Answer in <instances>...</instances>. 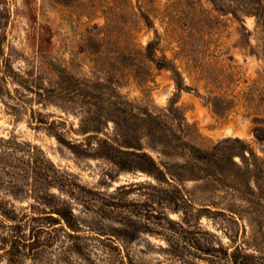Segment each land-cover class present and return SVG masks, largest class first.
<instances>
[{
    "label": "rangeland",
    "instance_id": "374dc122",
    "mask_svg": "<svg viewBox=\"0 0 264 264\" xmlns=\"http://www.w3.org/2000/svg\"><path fill=\"white\" fill-rule=\"evenodd\" d=\"M29 1L27 6L23 0H0V31L6 35L0 56V77L6 75L5 82L0 81V136L13 134L38 145L65 179L94 190L98 202L114 191L120 205L105 221L97 207L93 213L83 200L62 196L96 226L133 221L140 233L118 245L134 264H183L181 237L165 229L169 224L164 214L180 225L187 217L191 226L217 234L225 245L230 238L252 244L257 237L264 254V26L262 16L251 10V0ZM150 41L149 53L158 61L166 58L179 75L148 59L144 46ZM175 79L187 87L176 89ZM97 81L136 110L163 114L175 101L179 108L175 116L192 125V141L203 150L225 156L243 142L251 154L242 159L235 155L237 165L224 160L223 174L214 166L211 177L172 183L179 196L191 199L187 205L180 198L173 210L174 205L165 203L163 193L152 186L158 183L150 174L120 169L102 157L77 156L54 136L56 132L95 146L96 138L85 139L78 126L84 117L98 113L87 94L96 90ZM40 118L44 123H37ZM167 121L174 137L181 139V126ZM103 131L110 135L112 123ZM141 142L143 151L158 162H181L159 147L151 148L145 137ZM164 152L175 153L169 148ZM0 198L19 212L42 214L25 219L27 237L31 228L47 226L32 232L47 245L34 256L23 248L26 255L20 264H87L76 253L60 249V240L48 242L61 231L48 226L51 220L43 217L46 205L4 189ZM83 242L88 244L83 252H92L93 264H105L104 242L97 238ZM57 250L65 260L57 261ZM0 259L6 264L5 255Z\"/></svg>",
    "mask_w": 264,
    "mask_h": 264
},
{
    "label": "trees",
    "instance_id": "16d2710c",
    "mask_svg": "<svg viewBox=\"0 0 264 264\" xmlns=\"http://www.w3.org/2000/svg\"><path fill=\"white\" fill-rule=\"evenodd\" d=\"M23 1L27 6L30 5L29 0ZM250 7L254 14L262 16L261 21L264 26V4H261L259 0H251ZM0 14L3 15V11H0ZM5 37V33L0 31V56L3 55L2 47ZM151 49H153V43L150 41L144 46V50L151 62H154L157 67H169L175 76L179 75L177 69L169 66L166 58L163 61L156 60L149 53ZM5 61L7 60L5 59ZM6 63L3 67L7 66ZM5 80L6 75L0 77L1 82H5ZM175 82L178 90L187 87L176 79ZM94 87L96 90L87 91V94L93 99L98 113L94 118L84 117L81 119L78 130L86 137L85 139L96 138L95 146L92 142L82 143V141L68 140L55 132L54 136L57 141L77 156L102 157L120 169H139L150 174L158 183H156L158 186L153 184L152 186L163 193L160 198L165 203L169 206L174 205L171 208L173 210L178 209L180 198L187 205H191V199L188 196H179V193L173 189L172 183L183 182L188 178L211 177L216 172L215 168L218 169L217 173L223 174L226 171L222 164L224 160L232 161L234 165H237L233 160L235 155L242 159L246 153L251 154L243 142H240L239 150H229L225 156H219L214 149L203 150L192 141V137H194L191 132L192 125L183 117L179 122L175 116L179 111L175 101L165 108V113L157 114L148 109L136 110L124 98L116 97L117 93L113 89L111 90L106 83L97 81L94 83ZM2 91L3 87L0 84V93ZM103 113L107 116H102ZM168 119L176 120L177 125L181 126V132L184 134L181 139L174 137ZM36 121L44 123L42 118ZM109 122L112 123L110 135L103 131ZM46 124L48 122H45ZM139 133L141 134L139 135ZM143 137L147 139L151 148L159 147L164 155H175L181 158V162H158L151 154L143 151L141 142ZM235 141L239 142V139L236 138ZM166 148L173 149L175 153L164 152ZM1 189L15 194H28L35 201L48 207V211L44 212L43 217L51 220L48 222L50 223L48 226L55 227L56 231H61V234L52 235L49 243L60 240V249L76 253L87 264H93L96 261L91 259L92 252H83L85 251L83 247L88 245L83 241L84 239L97 238L98 241L104 242V250L107 255L104 260L105 264H134L131 255L129 253L122 254L118 245L119 240L133 241L137 233H140L133 221L119 222V225L104 223L96 226L93 220H88L77 214L71 202L62 196L65 193L73 196L75 200H83V206L88 210L91 207L93 213L95 212L93 208L97 207L103 212L99 216L100 219L105 221L112 218V213L120 205L114 197L115 192H108L106 194L108 198L98 202L92 195L95 194L94 190L80 186L78 182H70L65 179V175L55 167L38 145L27 140H20L13 134L7 137L0 136ZM199 211L201 210L199 209ZM40 215L42 214L35 212H19L12 204L0 198V243L5 244L0 249L5 255L6 264H20L21 259L26 255L23 248L30 250V255L34 256L39 252L40 246L47 245V243L39 242L36 234L32 233L35 230L39 232V229L47 228V226L31 228L28 237L23 228L25 219L42 217ZM145 218L147 219V217ZM164 220L166 224H169L165 229L171 231L172 236L181 237L183 264H199V261L206 264H264V254L259 249L260 241L257 240V237L252 238L254 241L252 244L248 240L243 239L238 243L237 240L230 238V243L225 245L217 234L195 226V224L191 226L187 217L182 219L181 225L165 214ZM242 228L245 231L244 225ZM63 238H66L65 241ZM251 247H253L252 250H250ZM59 250L56 254L58 262L65 260L58 256L63 253ZM4 255L0 252V257ZM0 264H3L2 259H0Z\"/></svg>",
    "mask_w": 264,
    "mask_h": 264
}]
</instances>
